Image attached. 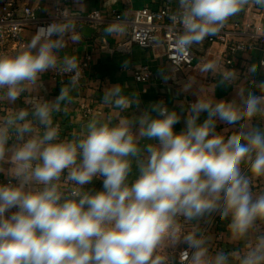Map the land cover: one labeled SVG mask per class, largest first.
<instances>
[{"label": "clouds", "instance_id": "obj_1", "mask_svg": "<svg viewBox=\"0 0 264 264\" xmlns=\"http://www.w3.org/2000/svg\"><path fill=\"white\" fill-rule=\"evenodd\" d=\"M250 4L264 7V0H178L177 52L217 35ZM82 30L62 9L14 54L0 53V100L10 104L43 73L71 74L54 99L0 120V168L11 165L0 183V264H168L160 253L175 246L190 264H232L234 254L210 253L199 227L182 231L181 221L198 225L216 215L228 221L233 240L249 245L235 257L238 264H264V191L251 187L253 177H264V129L241 123L264 118V91L236 88L232 100L197 97L178 111L163 100L142 107L136 92L112 84L103 104L121 113L134 108L132 115H98L72 139H60L53 113L73 102L82 70L77 57L59 53L65 38L79 42ZM126 30V20L117 18L104 33L116 37ZM215 70V64L203 69ZM247 72L254 79L257 65ZM219 77L217 87L238 78L231 70ZM256 87L264 90V81ZM218 124H239L242 131L225 138ZM97 179L101 190L89 187Z\"/></svg>", "mask_w": 264, "mask_h": 264}, {"label": "crops", "instance_id": "obj_2", "mask_svg": "<svg viewBox=\"0 0 264 264\" xmlns=\"http://www.w3.org/2000/svg\"><path fill=\"white\" fill-rule=\"evenodd\" d=\"M5 0H0L2 3ZM32 7H36L40 0H21ZM163 6H169L173 10H178V0H69L68 8L73 15H83L87 12L98 10L101 11L103 20L96 25H77L78 30L88 27L91 31L82 32L79 42H73L69 38H65L66 46L59 53L60 58L63 56H75L77 60L90 56L91 64L85 79L79 83L77 89L71 92L73 102L71 104L62 103L61 110L53 113L54 124L60 126V139H72L74 133H79L87 122L98 115H112L117 118L121 115L131 116L135 111L130 108L127 112L121 113L118 109H113L102 102L104 91L112 84H121L125 93L136 92L142 101V107H146L149 103L163 100L169 108H178L182 104L187 109L188 103L194 102L197 97L205 100H232L236 98V88H242L247 94L248 90L256 94H262L260 88L256 87V83L264 81V72L260 70L259 61L264 58V42L253 41L247 33L239 34L236 39L243 40L249 44L248 48L242 53L233 67L218 68L216 64L217 54L224 51V47L218 43L210 45L207 38L199 45L191 48L196 55L198 62L197 68L193 71L180 69L166 62L163 56V49L159 44H153L148 48L133 47L130 53H125L121 47L123 39L128 31L120 36H106L104 33L105 26L115 19L110 15L111 11H116L125 16L129 9H137L140 7H148L156 10ZM259 8V6L250 4L239 14L231 17L225 25L226 30H231L232 23H247L251 20V11ZM37 11V10H36ZM36 15L40 18L45 17V13L37 11ZM126 20V19H125ZM32 27L26 25L23 30V36L26 44L32 39ZM11 51L8 54H14ZM128 61L127 68L123 67L124 61ZM209 64H215L214 73L203 71ZM256 64L258 72L253 79L247 72V67ZM140 67H146L150 76L145 83H137L132 76L133 71ZM234 71L237 73V80L233 86L217 87L219 74L223 71ZM55 72L48 71L41 74L40 82L37 86H28L26 92L21 94L15 104H10L6 100H0V120L4 116L18 111L19 109L31 110L34 103L44 99L52 100L60 92L61 86L68 85L69 81L61 83L55 79ZM167 77V78H166ZM191 85V90L185 92L183 87ZM206 114H202L201 121ZM242 124H252L264 129V118L254 117L251 121H241ZM184 127L183 120L175 126V130L179 132ZM217 131L227 138L233 134L242 131L239 124L224 125L218 124ZM11 165L6 164L0 168V183L9 175ZM242 171L248 174V165H241ZM93 187L95 190L102 189V180H94ZM251 187L254 193L264 191V177L252 178ZM184 233L192 231L195 227H199L209 238L208 247L210 253L215 254L218 251H224L234 254L232 264H238V257L246 251L249 246L243 240L236 241L230 236L227 229L228 221H223L218 215L210 218L207 222H183ZM254 242V239L253 241ZM174 250H170L172 256L169 264H175V258L178 252L183 249L182 246H175Z\"/></svg>", "mask_w": 264, "mask_h": 264}, {"label": "built area", "instance_id": "obj_3", "mask_svg": "<svg viewBox=\"0 0 264 264\" xmlns=\"http://www.w3.org/2000/svg\"><path fill=\"white\" fill-rule=\"evenodd\" d=\"M69 0H40V3L34 8L21 0H5L0 3V53H9L18 51L26 45L23 36V30L26 25L31 26L32 37L35 35L39 26H47L56 18L58 11L68 8ZM260 7V6H259ZM43 11L45 17L40 18L36 15L37 11ZM96 14L93 16L92 13ZM70 13V11H69ZM177 10L171 9L169 6H163L156 10L148 7H140L137 9H129L127 14L111 11L110 15L117 20L126 19L128 31L126 37L121 43V47L125 53H130L133 47L148 48L153 44H159L163 49V56L170 65L193 71L197 68L198 62L196 55L190 49L188 52L180 54L175 47L176 29L180 27L178 21H174L173 17ZM251 20L247 23H232L231 30L221 29L220 33L215 36L207 37V42L212 45L218 43L224 47V51L217 54L216 64L218 68H229L235 65L239 56L246 51L249 44L243 40L236 39L239 34H246L253 41L264 42V7L255 8L251 11ZM70 15L75 18L77 25H96L102 20V13L98 10L87 12L83 15ZM259 67L264 72V66ZM82 70L81 83L89 71L91 58L86 55L78 60ZM215 74V72H212ZM55 79L61 83L70 80L71 74L55 72ZM133 79L137 83L147 82L150 73L146 67H140L133 71ZM6 179L2 180L5 182ZM1 182V183H2ZM184 249H181L175 258L176 264H190V259L183 255Z\"/></svg>", "mask_w": 264, "mask_h": 264}, {"label": "rangeland", "instance_id": "obj_4", "mask_svg": "<svg viewBox=\"0 0 264 264\" xmlns=\"http://www.w3.org/2000/svg\"><path fill=\"white\" fill-rule=\"evenodd\" d=\"M173 248L174 247H170V248L169 247H166L160 253V254L164 255L166 258H170L168 260V264H169V261L171 260L172 256L174 255V253L173 254L170 253V250H172V251L174 250Z\"/></svg>", "mask_w": 264, "mask_h": 264}, {"label": "water", "instance_id": "obj_5", "mask_svg": "<svg viewBox=\"0 0 264 264\" xmlns=\"http://www.w3.org/2000/svg\"><path fill=\"white\" fill-rule=\"evenodd\" d=\"M89 31H91V29L90 28H88V27H83V30H82V32H85V33H87V32H89ZM176 264V263H175Z\"/></svg>", "mask_w": 264, "mask_h": 264}]
</instances>
